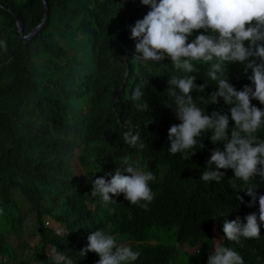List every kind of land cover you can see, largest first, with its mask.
Here are the masks:
<instances>
[{
  "label": "trees",
  "instance_id": "obj_1",
  "mask_svg": "<svg viewBox=\"0 0 264 264\" xmlns=\"http://www.w3.org/2000/svg\"><path fill=\"white\" fill-rule=\"evenodd\" d=\"M47 2L49 18L26 44L19 41L16 19L0 8V40L7 41V52L0 49V264H57L55 253L72 264H96L95 253L80 252L98 229L118 243H136L133 249L140 257L135 264H207L217 244L233 248L245 264H264V223L259 239L241 238L237 244L223 237L224 219L239 216L246 223L247 215L259 216L258 199L248 206L251 197L244 191L249 185L231 169L221 170L225 176L219 183L200 179L212 151L223 150L222 144L211 142L212 132L198 138L191 159L169 154L168 131L180 121L175 109L165 106L173 104L168 80L185 73L167 59L156 64L132 58L130 28L149 7L140 0ZM0 5L20 18L26 36L45 16L43 0H0ZM197 67L190 75L198 85L208 84L203 93H192L197 105L208 115L228 114L229 128L234 127L223 100L216 106L200 101L217 85L208 78L207 65ZM226 72L237 91L251 86V72L245 75L242 64H229ZM145 79L143 99L149 108L138 111L131 95ZM251 103L264 110L258 101ZM124 121L140 132L143 149L124 142ZM256 135L264 139V128ZM124 157L156 177L150 185L155 198L147 210L130 204L123 194L108 204L91 197L92 180H110L107 174L122 169ZM249 184L256 187L257 197L264 195V178L256 176ZM33 218L39 245L32 248L25 242L32 256L23 261L8 237L23 232ZM174 229L177 246L159 244Z\"/></svg>",
  "mask_w": 264,
  "mask_h": 264
},
{
  "label": "clouds",
  "instance_id": "obj_2",
  "mask_svg": "<svg viewBox=\"0 0 264 264\" xmlns=\"http://www.w3.org/2000/svg\"><path fill=\"white\" fill-rule=\"evenodd\" d=\"M140 3L150 10L130 28V38L135 41L132 58L156 64L167 59L175 69L185 73L168 80L167 92L173 104L165 106L174 108L180 121L169 128V154L181 153L183 159H191L196 154L198 138L211 131V142L222 144L223 150L212 151L200 179L219 183L225 176L221 170L231 169L235 178L249 185L244 191L251 197L248 206L255 205L257 199L259 204V216L247 215L246 223L239 216L224 219L223 237L237 244L241 238L259 239L260 224L264 223V195L257 197L256 187L249 181L256 176L264 178V139L256 135L264 128V110L251 103L256 100L264 105V0H140ZM0 49L7 52L6 40H0ZM229 64H242L245 75L250 70L251 86L237 91L228 79ZM197 65H207V76L217 85L207 98L199 96L200 101L216 106L223 100L230 106L234 127L229 128L228 114L213 111L208 115L197 105L192 93H203L208 87L207 83L198 85L197 77L190 75L199 71ZM147 86V79L141 80L132 92L131 99L138 111L149 108L143 99ZM123 126L127 128L124 142L143 149L140 132L131 121H124ZM122 163L124 167L117 168L114 175L107 174L110 180L103 176L92 180L91 197L99 196L108 204L115 202L113 197L123 194L130 204L147 210L155 198L150 186L155 175L134 166L129 157H124ZM237 199L244 202L242 196ZM213 249L207 264H245L231 247L217 244ZM89 252L99 257L96 264H135L140 257L139 251L118 243L103 229L90 233L87 247L80 254L85 256ZM54 259L57 264L60 261L72 264L62 253H55Z\"/></svg>",
  "mask_w": 264,
  "mask_h": 264
},
{
  "label": "rangeland",
  "instance_id": "obj_3",
  "mask_svg": "<svg viewBox=\"0 0 264 264\" xmlns=\"http://www.w3.org/2000/svg\"><path fill=\"white\" fill-rule=\"evenodd\" d=\"M77 44V42H76ZM75 44V45H76ZM42 73H45V71L43 70ZM56 76V73H52L51 74V78H54ZM25 228L22 231H19L18 233H16L15 235H9V242L11 243V245L16 249V252L18 253V255L20 256V259L23 260L27 257H31L32 253L30 250H25L24 244L25 242L32 248H36L39 245V234H35V229H36V223L33 219H28L27 222L25 223ZM47 228H51V221L48 220L47 224H46ZM177 229H174L173 231H170L169 236L166 238H162L161 242H159V244L162 245H168V246H177L176 243V236H175V231ZM126 245H130L132 248L137 246L136 243L133 242H127V243H123ZM154 245V243H153ZM179 249V254L182 255L183 251ZM185 249V248H183ZM23 260V261H25ZM21 261V263L23 262ZM6 264H20L19 261H15V262H8ZM30 264H36L34 261H32V263Z\"/></svg>",
  "mask_w": 264,
  "mask_h": 264
},
{
  "label": "water",
  "instance_id": "obj_4",
  "mask_svg": "<svg viewBox=\"0 0 264 264\" xmlns=\"http://www.w3.org/2000/svg\"><path fill=\"white\" fill-rule=\"evenodd\" d=\"M43 4H44V9H45V16L43 18V21L28 36L25 35L24 26H23L20 18L13 12V10L9 9V8L3 6V5H0V8H3L5 11L9 12L10 14H12L13 17L16 19L17 28H18V34H19V41L21 43L26 44V43H29V42L33 41L40 34L43 26L47 22V20L49 18V15H50V8L48 6L47 0H43Z\"/></svg>",
  "mask_w": 264,
  "mask_h": 264
}]
</instances>
